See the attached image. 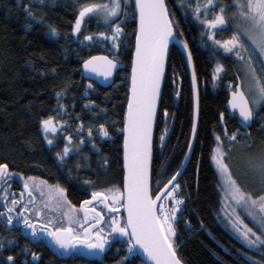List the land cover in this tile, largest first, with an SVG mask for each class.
I'll return each mask as SVG.
<instances>
[{
	"label": "trees",
	"instance_id": "trees-1",
	"mask_svg": "<svg viewBox=\"0 0 264 264\" xmlns=\"http://www.w3.org/2000/svg\"><path fill=\"white\" fill-rule=\"evenodd\" d=\"M189 1L166 0L181 32L178 31L188 44L199 90L198 132L189 164L177 183L184 197V207L172 222L176 231L173 241L176 253L184 264H248L242 258L235 260L234 249L231 250L234 240L215 218L219 196L211 157L215 135H220L222 139L227 151L225 162L230 168L233 164L241 163L240 155L244 159V156L262 152L264 106L254 112L249 128L240 123L236 116L228 114L225 108L230 91L228 86L232 84L235 88L238 82L241 83L243 71L240 63L249 62L246 56L234 54L232 59L223 54V61L228 67L226 76L221 75L213 81V58L207 54L204 41L209 40L211 45H216L215 41L229 39L232 31H218L214 39L206 37L209 30L206 32L205 28H201L198 19V22L194 21L196 14L191 8L195 5ZM180 2L188 3L190 9L180 6ZM213 2L218 3L216 7L219 10H224L220 14L224 16L225 23L229 22L236 10L235 3L233 6L231 0ZM127 3L128 0H123V11L127 15H134L132 1L129 0V7ZM93 4L108 2L0 0V164L7 165L12 173L34 176L60 185L74 206L86 200L89 192L104 188L109 178L117 179L120 186L123 182L121 130L136 23L129 20L127 26H118L124 33L119 37L123 45L120 44L117 49L104 43L106 40L97 38L98 32L91 24L82 22L80 31L74 33L79 12ZM181 7L186 11H182ZM221 27L226 29V24ZM52 29L56 30V36L51 35ZM105 33L113 35L108 28H105ZM86 36L92 39L86 40ZM212 49L217 52L216 48ZM109 50L121 58L125 68L117 73L112 86L102 88L83 78L81 65L95 54L111 57L107 53ZM172 77L180 82L177 100L178 92ZM202 80H206L208 85ZM215 84L217 91L213 92L210 87ZM192 108L187 66L178 48L172 46L155 124L152 182L164 170L172 177L180 168L183 160L180 159L191 134ZM166 117L170 123L169 137L161 146L164 148L161 154L156 141ZM48 119L56 126L53 135L43 131L42 121ZM101 129L107 132L106 136ZM233 133L237 136L235 141L229 139ZM49 140L53 141L51 145ZM85 140L88 141L82 143ZM66 143L68 147L73 144L74 148L68 156L60 159ZM82 144H86L89 150L81 151ZM76 157L79 164L74 162ZM163 159L167 163L159 170L165 162ZM232 173H236L235 168ZM239 186L242 191L258 196L254 186ZM5 212L0 199V213ZM3 216H0V264H116L126 257L124 247L116 243L103 256V261H89L80 257L59 259L48 250L45 242L24 236L22 228H9ZM8 257L13 259L9 261ZM123 264L143 263L136 256L126 259Z\"/></svg>",
	"mask_w": 264,
	"mask_h": 264
},
{
	"label": "snow or ice",
	"instance_id": "snow-or-ice-1",
	"mask_svg": "<svg viewBox=\"0 0 264 264\" xmlns=\"http://www.w3.org/2000/svg\"><path fill=\"white\" fill-rule=\"evenodd\" d=\"M135 2L140 12V31L136 37V59L133 63L132 95L128 101L127 123L123 129L125 132L124 160L125 169L127 170L124 177V191L121 193L118 188H112L108 189L107 193L93 192L92 200L85 201L81 205V209L85 212V220H87L89 211L95 212L96 217H99L97 220V224H99L103 216L99 212H96L95 208L89 209L86 207L87 205L93 201L100 200L104 203L105 207H108L106 203L108 200H111L113 205L120 204L123 201L122 207L127 212V222L121 225L119 220L113 219L111 221V231L112 233H119L121 236H129V252L138 247L152 264H181L176 255V245L172 240L175 231L170 222V220L175 218V213L178 209L173 208L171 215H169L163 205H160L158 211L157 201L161 199V196L157 195L156 199H152L149 195L148 187L151 119L155 113V101L159 93L160 77L163 73L164 51L167 48L169 38L173 35L172 24L168 20L164 0H135ZM212 2L213 0H208V5H211ZM234 3L238 9L239 16L247 21L248 26L244 29V35L259 50L260 54L264 55V0H234ZM119 7L120 0H112L110 8L106 4H93L83 7L75 21L73 32H79L84 18L95 13L97 10H105L107 17H114L117 15ZM195 11L199 12L200 7L197 6ZM223 11L221 9V12ZM202 22L207 23L210 28H216L225 24V18L223 15H218L214 20ZM113 31L115 35L110 37V39L115 40L119 36L121 29L117 26ZM51 35H57L55 29H52ZM85 39L91 40L92 37L86 36ZM209 39H212V37L209 36ZM215 43L220 44L224 51L229 53L237 48L246 49L247 47L238 36H233L231 40L225 41L222 44L220 41H215ZM185 47L187 46L185 45ZM236 55L239 56L240 52L236 51ZM96 60L104 61L102 71L94 63ZM189 63H191V56H189ZM115 67L116 65L106 57L93 58V60L85 63V68L88 71L97 72V74H102L105 77L110 76L112 69ZM249 67H251V62H249ZM222 70L221 66H217L215 73L218 74ZM252 71L254 75L255 69H252ZM193 85L195 86V74L193 75ZM254 88L257 99L253 101V104H259L261 101H264V82L261 79H255ZM229 104L234 110L239 109V116L243 123L247 124L253 119L254 112L249 107V102L245 99V95L240 91L239 86H237L236 91L233 93V99L229 101ZM42 126L46 133L56 131L51 119L42 121ZM101 131L105 136L107 135V132L103 129ZM193 131H195V125L193 126ZM216 139L219 141L220 137L217 136ZM229 139L235 141L237 139L236 133H233ZM48 143L51 145L53 141L49 140ZM69 152L70 149L65 147L60 159L68 156ZM223 156L224 153L217 147L214 150L212 159L215 161L232 199L236 205L243 208L247 215L252 218L253 222L258 226L261 235H257L252 228L244 224L239 216H237L236 224L233 227L236 228L237 232H240V235L250 247L257 245L264 246V238H262L264 237V195L253 198L251 193L242 191L237 182L232 179L229 166L222 159ZM250 167L258 174L262 191H264V151L261 152L255 161L250 162ZM10 177L11 174L8 171L7 165L0 164V182L6 183ZM175 179L176 176H173L168 181V184L164 186L165 189L169 185H172ZM28 187L25 184V188L27 189ZM35 187L39 186L36 185ZM176 187L178 186H174L166 195L172 197ZM56 192L61 196L63 195L62 189L56 188ZM31 195L32 193L29 192V196ZM19 203V200H13V207H8V212L11 213L14 206ZM174 203L179 205L183 201L175 200ZM116 210L114 207L110 209V211ZM3 215L4 213H0V216ZM11 222L12 218L9 216L8 223ZM24 223L27 227L33 228L32 234L36 235L34 226L27 219H25ZM239 225H243V232L240 231ZM129 229H131L130 234ZM84 232L87 239L79 241L81 244L89 249L104 250L107 240L101 235L103 228H100L96 232L95 242H91L90 228H85ZM48 235L62 249L75 247L74 244H70V240L78 239V237L73 236V229L70 227L57 228L55 231H50ZM250 235L254 236L255 240H251L249 238ZM131 241H135V243L133 244ZM8 259L11 261L13 258L8 257Z\"/></svg>",
	"mask_w": 264,
	"mask_h": 264
},
{
	"label": "rangeland",
	"instance_id": "rangeland-1",
	"mask_svg": "<svg viewBox=\"0 0 264 264\" xmlns=\"http://www.w3.org/2000/svg\"><path fill=\"white\" fill-rule=\"evenodd\" d=\"M105 1L108 2V4L106 5H108L110 8L112 6V0H105ZM122 2L123 0H120V7L118 9V13L114 17H107L105 10H97L95 13L88 15V18L85 17L86 19L84 18L85 20L82 21L84 22L85 25H90V24L93 25L96 28V31L98 32L97 38L106 40L104 41V43L109 44L111 47L116 48V49L121 46L120 44H122V40L121 38L119 39V37L124 33V30L122 29L117 39L113 40V39H110V37H113L115 35L113 31L114 27L115 26H119V27L127 26V24L129 23V20L136 19L133 1H132L131 9L133 10L134 15H127V13L123 11ZM189 2L195 5L194 7L191 8V10L196 14V18L193 16L194 21L195 22L199 21L200 22L199 25L201 26V28H205L206 32L209 30V32H207L208 34L206 33V37L209 38V36H211L212 39H214L213 37L216 32L219 31L221 33L222 32L224 33V32H227V29H230V31H232V33L230 34L231 35L230 38L229 39L225 38L224 40H221L220 41L221 44L225 41L231 40L233 36H238L241 42H243L247 46L246 49L237 48L233 52L229 53V52H225L224 49L220 46V44L216 43V45L215 44L211 45L209 40L204 41V47H207V52H208L207 54L213 58V67L211 70V73H212L211 76L213 78V81L215 80L214 78H220L221 75H223V77L226 76L228 67H227V64H225L223 61V58H222L223 54L230 56L232 59H234L233 58L234 54L235 56H237L236 51H239L240 55L238 57L246 56L248 62H251V67H249V64L246 61H243L240 63V66H241L240 69L241 71H243V74L240 75V80H241L244 95L247 97V99L250 102V108H252L253 112H256L257 110H259V107L261 108L262 106H264V101H261L259 104H253V101L257 99L256 90L254 88L255 79H261L262 82H264V55H261L259 50L252 44V42L248 39V37L244 35V29L248 26L247 21H245L242 17L239 16V12L236 7V10H235L236 15H234V12H233V14L230 16V21L225 23L226 29H223L221 26H218L216 28H210L207 23H204L202 21H211V20H214L216 16L221 15L220 14L221 10H219L216 7V3L212 2L211 5H208V0H190ZM166 5L168 7L167 2H166ZM179 5L190 9V5H188V3L186 2H180ZM206 5L207 7H205ZM129 6L130 5H129V0H128L127 7ZM197 6L200 7L199 12L195 11ZM184 10L185 9L182 8V11ZM168 12L170 14L169 8H168ZM196 19H198V21ZM105 28L106 29L108 28V30H110V32L113 35L111 36V35L106 34ZM175 28L177 29L178 34H180L181 31H180L179 26L177 27L175 26ZM178 29L180 32L178 31ZM180 35L182 36V34ZM206 42H209L208 45H206ZM212 48H216L217 52H214ZM112 52L111 50H109L107 53L115 61L121 62V58L119 57L117 58L116 55H114V53ZM217 66H221L223 69L218 74L215 73V69L217 68ZM252 69H255L254 75H253ZM171 71H174V70H171ZM171 80L176 87V91L178 92L180 82L175 81L173 77L171 78ZM202 82L208 85L206 83V80L205 81L202 80ZM216 86L217 84H215L214 86L212 85L210 87L211 91L216 92L217 91ZM228 89L230 90L228 91L231 92L232 90H234V85L233 86L232 84L231 86L229 85ZM234 116H236V114H234ZM164 119H165V121H163L164 130L162 129L161 134L157 138V141H156L157 148L161 154H163L164 152V148L161 146L164 145L165 141L168 140V137H169L168 133H169V127H170V123L166 121L167 117ZM53 126L56 127L54 122H53ZM165 130H166V133H165ZM47 133H49L48 135H53L55 132L49 131ZM217 136L220 137V135H215L214 137L212 157L214 155V150L217 149V147H219L221 151L224 153V156L222 157V159L225 162L227 151H226V148L224 147V144L222 143L221 137H220V140L217 141L216 139ZM87 141L88 140H85V142L82 141V143H86ZM72 145L73 144H71V146L68 147V144L66 143L65 146L68 147L70 150H72L74 148ZM81 146L83 147L81 151L89 150V148L88 149L86 148L87 147L86 144L84 146L82 144ZM166 150L168 151L167 148ZM61 151H62V148L59 150V152ZM186 151H187V148L185 149L180 161L184 159V154H186ZM262 151H264V149ZM56 152H57V149H55V153ZM260 154H261V151L253 155H250L249 157L244 156V159L240 155L239 160L241 163H237L236 165L233 164L235 167L233 165H232V168L229 167V172L232 176V179L237 182V185L239 186L240 184V185H245L248 187L254 186L255 192L258 196L264 195V191H262V185L260 183V178L258 174L250 167V162L255 161V159L259 157ZM212 157H211V163H212V166L217 176V190H218V196H219V206L215 212V218L218 224L222 227V229L234 240V246H231V250L234 249L233 250L234 258L237 261L242 258L248 264H264V246L257 245L254 247H250L246 243V241L242 238V236L240 235V232H237L236 228L233 227V225L236 224L237 216H239L241 220H243L244 224L252 228L253 231L256 232L257 235H261V232L258 230V226L253 222L252 218L247 215V213L244 211L243 208L236 205L235 201L232 199L231 195L229 194L228 187L226 186L224 180L222 179L221 174L218 171L216 163L212 159ZM234 159L236 160V158ZM164 161L165 159H163V162ZM74 162L79 164L77 157L74 159ZM166 163L167 162L165 161L163 163V166L159 170L164 168ZM225 163L228 164L227 162ZM233 167L235 168V171H236L235 174L232 173L234 171ZM10 174H11V177L7 180L6 183L0 182L1 202L3 203V207L7 210V212H8V207H13L12 205L13 200H19L20 203L14 206L13 211L11 213L8 212V218L9 216H11V218L15 219L14 222H17V223H21L25 221V219H27L29 223L34 226V228H35V223H41L44 225H48L54 229L59 228V227H62V228L70 227L74 231H77V232H80L85 227L84 220L81 217L78 206L72 207L70 205L69 201L66 198V192L63 187H61L60 185L59 186L53 185L52 183L48 181L41 180V178H36L34 176H24V175L12 173V172ZM170 177H171V174L168 175L167 171L164 170L163 172L157 175V177L153 180L152 185L153 186L157 185L161 188L173 176L171 178ZM29 178H32V179H29ZM10 180L16 183L14 187L17 188V189L13 188L14 191L11 195L9 193V188L13 184L11 183ZM41 182H44V183H41ZM25 184L29 186L27 189L25 188ZM36 185H38L39 187H35ZM104 185H105L104 188L89 192L88 197L90 198L93 192L107 193V190L112 189V188H118L122 193V185L120 186L119 182L115 178H109L104 183ZM175 186H178V185L176 184ZM56 188L63 190L62 196L56 192ZM154 189L155 187H153V191ZM172 189L173 187L169 191H171ZM29 192L32 193L31 196H29ZM41 193H43V195H41ZM253 198H256V196H253ZM175 200H181L183 201V203L177 205L174 203ZM109 203L115 208H120V206L122 205V201L120 204H116V205H113L111 200H109ZM160 205H163L164 209L169 213V215H171V210L173 208L178 209L175 213V218L170 220V222L172 223L173 220L177 219V217L179 216V213L183 210V207H184V197L182 196V191H181L180 186L176 187V190L172 197H168L165 194V196L161 200ZM94 207L100 208L98 205H95ZM233 209H235V211H233ZM117 216H121V214L120 213L119 214H106V220H107L106 226L109 232H111L110 222L113 219H116ZM120 218L122 219V222H121L122 225H124L125 223H124L123 218L122 217ZM239 227H240V231L243 232L244 231L243 225H239ZM26 228L28 231L32 232L33 228L27 227V226ZM174 236L172 237V240H174ZM35 238H37V235L35 236ZM249 238L251 240H255L254 236L250 235ZM116 243H122V246L126 250L125 251L126 257L124 259L119 260L118 263L116 264H123V262L126 259H132L136 257L134 250L132 252H129V238H126L123 241L116 238L114 239L113 244H116Z\"/></svg>",
	"mask_w": 264,
	"mask_h": 264
},
{
	"label": "water",
	"instance_id": "water-1",
	"mask_svg": "<svg viewBox=\"0 0 264 264\" xmlns=\"http://www.w3.org/2000/svg\"><path fill=\"white\" fill-rule=\"evenodd\" d=\"M133 1V5L135 8V14H136V29H135V38H134V43H133V50H132V58H131V65L129 67V76H128V96H127V103H126V108H125V114H124V122H123V129L126 126L127 123V115H128V101L129 98L132 95V75H133V63L136 59V37L137 34L140 31V12L139 9L136 7V2L135 0ZM164 5H165V9L167 11L168 14V20L169 22L172 24V30H173V35L172 37L169 38L168 40V44H167V48L164 51V55H163V73L160 77V88H159V93L156 97V101H155V113L152 116L151 119V142H150V155H149V160H148V187H149V195L151 196L152 199H156L157 195L161 196V199L157 201V210L159 207V204L161 202V200L163 199V197L165 196V194L176 184L178 183L179 179L181 178V176L183 175L186 167L189 164V161L191 159L192 153H193V149H194V145H195V141H196V137H197V132H198V118H199V90H198V84H197V79H196V73H195V69H194V63L192 60V56L188 47L187 42L185 41V39L178 34L177 29L175 28V24L173 21V18H171L169 12H168V7L166 5V0H164ZM185 45L187 47H185ZM171 46H176L181 53L183 54V57L185 59L186 62V66H187V70H188V75H189V79H190V85H191V92H192V103H193V108H192V128H191V134H190V138H189V142H188V146H187V151L186 154L184 156V159L182 161V164L180 166V168L178 169V171L174 174V176H176L175 181H173L172 185H169L167 189H165V185L168 184V182L161 187L158 192L153 196L152 195V187H151V165H152V154H153V139H154V134H155V124L157 121V116H158V110H159V104L161 101V95H162V90H163V85H164V81H165V76H166V71H167V59H168V54H169V50L171 48ZM189 56H191V63H189ZM102 57H106L108 60H111L113 62V64L116 65L115 68L112 69V74L110 76L105 77L102 74H97V72H92V71H88L85 68V63L87 61H91L93 60V58H102ZM94 63L100 67L101 71L103 70V66H104V61L103 60H96L94 61ZM125 68V64L122 62H118L115 61L113 58L108 57L106 55L103 54H95L90 56L88 59H86L82 65H81V73L84 79L91 81V82H95L97 85L101 86L102 88H108L110 86L113 85L115 77L117 75V73L119 71H121L122 69ZM195 74V86L193 85V75ZM237 86H239V89L241 92H243L242 88H241V83L238 82V84L236 85V87L234 88L233 91L228 93V100L226 102L225 108L226 111L228 112L229 115L234 116V114H236L238 120L240 121V123H242L243 125H245L246 127H251L252 123H253V119L251 121H249L247 124L242 122L241 117L239 116V109H233L231 107V105L229 104V101L233 99V93L236 91ZM244 93V92H243ZM179 96V91L178 94L176 96V100L178 99ZM245 99H247V97L245 96ZM248 100V99H247ZM249 102V101H248ZM249 107H250V103H249ZM195 125V131H193V126ZM123 129L121 130L122 133V144H121V150H122V169H123V183H122V193L124 191V177L126 175L127 170L125 169V160H124V155H125V132L123 131ZM178 173V174H177ZM172 179V178H171ZM170 179V180H171ZM156 189H158V187H156ZM92 200V196L85 200V201H90ZM85 201H83L80 206H79V211L81 214V217L84 220V225L85 227L80 231H74L73 230V236L74 237H78V239H72L70 240V244H74L75 247H69L68 249H62L60 248L57 244H55V242L53 241V238L48 235V233L50 231H55L56 229H53L52 227L48 226V225H44L41 223L36 224L35 223V227L37 228V238L36 239H32L34 241H45L46 246L48 248V250L54 254L56 257H58L59 259L62 260H67L70 257L76 255L79 256L82 259L85 260H89V261H100L103 259V256L108 252L109 250V243H111L112 240H110V236L113 237H118L120 240H124L127 236H121L119 233H112L111 228L110 231L111 233H105L102 232L101 235L104 237V239L107 240V243L105 244V248L103 251H100L99 249H89L87 247H85L83 244H81L79 241H83L85 239H87L84 229L85 228H90L91 230V242H95L96 239V232H98L100 230V228L102 227V225L104 224V216L103 214L100 212V210L96 209V212H99L101 214V216H103V219L100 220V223L97 224V220L99 219V217H96V213L95 212H91L89 211L87 214V220H85V212L83 209H81V205L85 203ZM108 204V207L104 206V203H102L100 200L97 201H93L91 204L87 205L86 207H88L89 209L94 208L95 205L101 206L102 209L105 211L106 214H119L122 213L123 218H124V222L126 224L127 222V212L126 210L121 206L120 208H115L117 209L116 211H110L111 208H113V206L109 203V200L106 202ZM123 203V201H122ZM119 220V222L121 223V219L120 217H117ZM14 219L12 218V222L8 223V219L7 221L4 220V223L9 227V228H22L23 229V234L25 235L27 233V228L26 225L24 224V221L21 223H14ZM93 225H95V227H93ZM111 226V223H110ZM25 227V228H24ZM62 228V227H59ZM25 229V230H24ZM33 230V229H32ZM129 234L131 233V229L128 230ZM129 238V236H128ZM131 243H135V241H131ZM136 255L144 262V264H152L151 261H149L147 259V257L142 253V250L139 249L138 247L134 249ZM177 255V253H176ZM177 258L181 261V264H184V262L179 258V256L177 255Z\"/></svg>",
	"mask_w": 264,
	"mask_h": 264
},
{
	"label": "flooded vegetation",
	"instance_id": "flooded-vegetation-1",
	"mask_svg": "<svg viewBox=\"0 0 264 264\" xmlns=\"http://www.w3.org/2000/svg\"><path fill=\"white\" fill-rule=\"evenodd\" d=\"M231 1H232L233 6H234V0H231ZM217 4H218V3H216V5H217ZM12 184H13L12 186L14 187L15 182L12 183ZM12 186H10V188H9V193H10V195H11V194L13 193V191H14ZM88 198H89V197H88ZM88 198H87V199H88ZM87 199H86V200H87ZM8 200H9V199H8ZM6 202H7V201H6ZM100 208H101V207H100ZM103 215H104V225H102L101 228H103V232H105V233H111V232H109V230H108V228H107V226H106V223H107V220H106V214H103ZM116 219H117V218H116ZM110 223H111V222H110ZM35 231H36V229H35ZM32 233H33V230H32V232H30V231L27 230V234H28V237H29V238H33V237H35V235H33ZM36 233H37V231H36ZM116 238H117V237H114V239H116ZM114 239L112 238V241H111V244H112V245H115V244H113ZM111 244H110V245H111ZM112 245H111V246H112Z\"/></svg>",
	"mask_w": 264,
	"mask_h": 264
}]
</instances>
